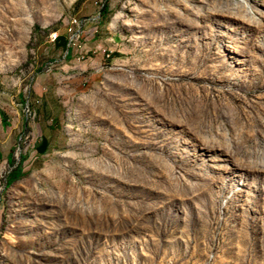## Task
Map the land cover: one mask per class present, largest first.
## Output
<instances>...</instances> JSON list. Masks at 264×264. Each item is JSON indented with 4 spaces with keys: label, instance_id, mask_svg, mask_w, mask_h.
Masks as SVG:
<instances>
[{
    "label": "rangeland",
    "instance_id": "rangeland-1",
    "mask_svg": "<svg viewBox=\"0 0 264 264\" xmlns=\"http://www.w3.org/2000/svg\"><path fill=\"white\" fill-rule=\"evenodd\" d=\"M55 57L0 107V264H264V0H0L4 85Z\"/></svg>",
    "mask_w": 264,
    "mask_h": 264
},
{
    "label": "crops",
    "instance_id": "crops-1",
    "mask_svg": "<svg viewBox=\"0 0 264 264\" xmlns=\"http://www.w3.org/2000/svg\"><path fill=\"white\" fill-rule=\"evenodd\" d=\"M58 38L60 41L61 40L60 35ZM68 40H69V34H68L67 42H65V44H64L65 46H64L62 58L68 59L71 63V67L74 68L73 65H75V63L73 64V62L77 61L76 48L74 46L70 45ZM59 59L60 58L55 57V59H52V61H49V60L46 61L44 68L48 65H51V64L58 62ZM56 65H58V64H56ZM58 75H56V72H54V71L52 72V70L49 72L46 71V72L42 73L41 75H38L34 79L35 82H32L31 84L29 83L31 85V88H32L30 98L34 99L36 97H40L42 100L41 104L38 107H34L36 110H38L41 107V105H43V110H44V108L48 109V108L55 106L57 104L58 100L55 98L57 91L53 86H51V80H50V78H48V76L52 77L53 79H58L61 74L59 73ZM70 76H73V73H71ZM6 78L8 81L11 82L10 77H6ZM8 81H7V84L4 85V81L2 79L0 80V107H2V105H4L5 103H9L8 101H5V99H4L5 95H7L9 97L11 95H15L16 97L19 98V100H21V103H23V101L26 102L28 99V96H26L22 93L18 94V92H20V90H19L20 86L13 85L12 83H8ZM23 84H24V82H23ZM17 86H18V88H16ZM1 96H3V97H1ZM49 114H50L49 112L46 113L47 116ZM9 136L10 135L7 136L8 140H9ZM40 145H41V143H40ZM4 148H2V149L0 148V159L6 158L8 160H11L12 155H11L10 148L8 150H7V148L6 149H4Z\"/></svg>",
    "mask_w": 264,
    "mask_h": 264
},
{
    "label": "built area",
    "instance_id": "built-area-1",
    "mask_svg": "<svg viewBox=\"0 0 264 264\" xmlns=\"http://www.w3.org/2000/svg\"><path fill=\"white\" fill-rule=\"evenodd\" d=\"M78 22H72L71 20V25L67 28V31H68V34H69V43L70 45L74 46L76 48V45H77V41L80 37V34H79V29H78ZM56 39H58V37H52V41H55ZM54 67V64H51V65H48L45 67V70L47 72L51 71ZM31 91H32V88H31V85H24V95L26 94L27 96V93H28V99L26 101L27 105L29 106L30 108V105H32V107H38L42 100L40 97H36L34 99H31L30 95H31ZM14 97L16 98V96L14 95ZM16 100V99H15ZM15 102V101H14Z\"/></svg>",
    "mask_w": 264,
    "mask_h": 264
},
{
    "label": "trees",
    "instance_id": "trees-1",
    "mask_svg": "<svg viewBox=\"0 0 264 264\" xmlns=\"http://www.w3.org/2000/svg\"><path fill=\"white\" fill-rule=\"evenodd\" d=\"M20 174V171H14L13 174H11L12 177H17Z\"/></svg>",
    "mask_w": 264,
    "mask_h": 264
},
{
    "label": "bare ground",
    "instance_id": "bare-ground-1",
    "mask_svg": "<svg viewBox=\"0 0 264 264\" xmlns=\"http://www.w3.org/2000/svg\"><path fill=\"white\" fill-rule=\"evenodd\" d=\"M56 36V35H55Z\"/></svg>",
    "mask_w": 264,
    "mask_h": 264
}]
</instances>
